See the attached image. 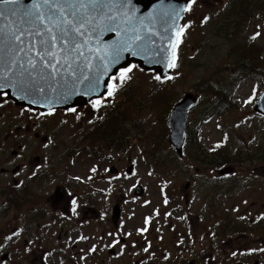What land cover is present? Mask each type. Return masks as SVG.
Returning <instances> with one entry per match:
<instances>
[{"label": "rangeland", "instance_id": "rangeland-1", "mask_svg": "<svg viewBox=\"0 0 264 264\" xmlns=\"http://www.w3.org/2000/svg\"><path fill=\"white\" fill-rule=\"evenodd\" d=\"M234 13L238 23L229 26L226 21ZM205 17L209 19L202 23ZM182 25L189 27L184 29L186 35L175 49L179 67L170 80H156L158 74L137 66L132 79L123 83L115 96L103 98V107L94 108L91 101L66 114V118H61L62 111H58L60 117L50 120L47 128L52 133L58 128L64 140L60 154L52 156L56 161L52 168L51 194L62 179L66 186L73 185L74 190L82 188L88 195L94 194L100 209H110V215L112 208L119 205L123 223L133 222L135 226L144 220L155 221L150 213L156 217L161 214L154 211L160 200L154 196H158L160 185H164L167 197L174 202L172 213L183 212L177 203L188 180L194 182L188 193L199 197L194 208L200 211L202 222L208 220L204 212L207 205L202 204L204 195L199 194L202 190L215 195L225 186L223 197L240 204L242 211L248 204L254 205L253 211L262 210L264 119L256 115L254 106L264 90V76L256 78L248 74L241 81L239 77L232 78L236 87L234 91L227 87L228 93L223 91V83L234 74L238 59L248 58L254 67L264 70V0H197L192 11H186ZM124 76V72L119 74L112 82L113 87ZM232 91L236 100L232 110L226 113L214 110L202 117L214 93L225 98ZM187 94L198 97V103L189 113L185 153L178 157L169 142V117ZM88 119H93V124H88ZM80 120L84 122L83 128L92 131L91 146L84 145L78 153H73L70 147L75 143L79 130L76 122ZM128 138L130 141H126ZM259 157L263 159L257 163ZM131 164L133 175L127 176ZM227 165L238 167L237 175L232 179L218 178L215 171ZM249 165L260 172H253ZM112 166L119 169V174L110 173ZM58 173L61 175L56 176ZM247 175L253 176L249 187L243 182ZM43 192L47 194L45 189ZM244 199L248 200L247 205L242 204ZM221 207L224 220L229 223L236 216L233 205L225 202ZM3 238L0 235V242ZM23 239L20 236L18 252L22 256L18 259L20 264H27L29 249ZM65 249L69 251L68 246Z\"/></svg>", "mask_w": 264, "mask_h": 264}, {"label": "flooded vegetation", "instance_id": "flooded-vegetation-1", "mask_svg": "<svg viewBox=\"0 0 264 264\" xmlns=\"http://www.w3.org/2000/svg\"><path fill=\"white\" fill-rule=\"evenodd\" d=\"M58 111H62L61 118L72 113L53 110L45 116L41 113L47 112L17 106L0 95V235L4 236L0 264H20V236L29 249L27 264H264V206L253 211L254 205L244 199L242 204L248 205L243 212L240 204L223 197L225 186L215 195L199 192L204 195L202 204L207 205L208 220L202 222L200 211L194 208L199 197L188 193L192 180L180 193L181 213H172L174 202L160 185L154 211L161 214L150 213L156 220L137 226L121 219L115 224L110 209H100L98 197L82 188L74 190L62 179L51 194L56 161L52 156L60 154L64 140L58 128L52 133L47 125L60 117ZM82 123L76 122L79 130L70 147L73 153L91 146L92 131ZM87 123L93 124V119ZM237 169H229V179L237 175ZM252 171L260 172L255 167ZM252 180L247 175L243 182L249 187ZM225 202L233 205L236 214L229 223L221 207Z\"/></svg>", "mask_w": 264, "mask_h": 264}, {"label": "water", "instance_id": "water-1", "mask_svg": "<svg viewBox=\"0 0 264 264\" xmlns=\"http://www.w3.org/2000/svg\"><path fill=\"white\" fill-rule=\"evenodd\" d=\"M32 0H24L26 5H30ZM189 0H131V3L121 4L117 8L111 6V11L106 13H94L95 19L91 24H85V29L88 31L83 37L78 39L81 42V48L73 52L68 49L65 52H60L61 47H67L60 44L55 49L58 57H65L71 68L67 64L64 67L57 65L59 74L56 76V84L53 80H39L41 86L45 87L48 99L42 97L28 95L25 97L24 93L17 88L9 87L0 90V94L7 93L8 98L13 100L18 106L29 107L35 110L50 111V110H70L77 107H85L92 100L100 99L109 91L108 85L113 76H116L121 69H126L133 63L138 64L140 68L145 71H155L159 73L162 78L167 77L171 70L166 61L171 59L170 52L173 50L177 42L178 33L181 30L182 20L185 15V8ZM11 7V6H8ZM3 6H0V10ZM40 11H44V6H41ZM124 12V13H123ZM65 16L68 19L72 17L66 12ZM109 16L114 19H109ZM22 13L16 16L11 13H6L5 17L0 18V25L5 26V31L16 29L25 30L30 26L26 19L21 21ZM44 25L53 27V25L46 19ZM42 25L41 27H43ZM133 27L138 29L134 32ZM92 28H96V32H92ZM85 29H81L84 31ZM57 29L53 27V32L57 33ZM140 35L144 39L137 41L132 39L133 36ZM47 36V34H46ZM25 51L18 53L20 58L32 56L35 57V52L29 48V41L35 39L37 47L40 37L24 36ZM125 46L131 47L132 51H122L116 55L119 48ZM11 47V41L3 36H0V48L3 49L0 55L4 59H10L11 55L8 49ZM83 55H80V52ZM98 55L105 57L104 61L97 59ZM90 65L91 68H85V65ZM107 71H104V69ZM83 69V72H81ZM75 70L77 77L82 74H87L89 79L93 82L91 86L88 81L72 86V77L65 82L62 77L66 72ZM46 69H41L42 74H46ZM99 77L101 83L95 84L96 78ZM52 84L56 91H49L48 85ZM95 88V91L92 89ZM65 97H67L65 99ZM37 100V103H32V100ZM196 97L187 94L186 97L180 101L172 110L169 117V126L171 133L169 135V142L175 147L179 154H182L183 144L186 136V120L188 111L195 105ZM255 111L264 115V93L262 94ZM112 173H118L115 167L111 168ZM224 171L223 173H225ZM132 173V166L127 170V174ZM120 206L116 205L113 210V216L116 222L120 219Z\"/></svg>", "mask_w": 264, "mask_h": 264}, {"label": "snow or ice", "instance_id": "snow-or-ice-1", "mask_svg": "<svg viewBox=\"0 0 264 264\" xmlns=\"http://www.w3.org/2000/svg\"><path fill=\"white\" fill-rule=\"evenodd\" d=\"M128 3H131V0H32L30 5H26L24 0H0V6H3V9L0 10V18L5 17L6 13H11L13 16L22 13L21 21L23 22V20L26 19L30 26L25 30L18 28L15 31H5V26L0 25V36L11 41V47L8 49V52L15 53V55H11L10 59L7 60L4 59V56L0 55V90L13 87L24 93L25 97L34 95L47 100L48 96L46 95L45 87L40 85L39 80L56 81V76L59 74L57 65L61 68L64 67L65 64H67L68 68L72 67L65 57H58L55 49L62 43L67 47H61L60 52H65L68 49H71L73 52L77 51L81 48V42L78 38L83 37L88 31L85 29V24L92 23L93 19H95L94 13H106L111 11V6H119ZM196 3L197 0H189V4L186 6L185 10L192 11V6ZM41 6H44V11H40ZM66 12L72 19H68L67 16H65ZM46 19L58 30L57 33L53 32V27L44 25ZM109 19H114V17L109 16ZM208 19L209 17H205L202 23L206 22ZM42 25L44 26L41 27ZM187 27H189V25H185L177 34L181 37L179 43H182V38L186 35L184 29ZM81 29L85 30L81 31ZM132 30L138 32V29L135 27H133ZM92 32H96V28H92ZM26 35L40 37L38 41L39 47H37V41H35V39L29 41V48L31 51L35 52V57H38L39 61L32 56H26V58L23 59L19 57L18 53L25 51V41L23 37ZM132 39L140 41L144 39V37L136 35L133 36ZM179 43L175 46L176 48L179 47ZM2 51L3 49L0 48V52ZM122 51L131 52L132 49L128 46L119 48L116 51V55L118 56ZM79 54L83 55V52L81 51ZM174 57L170 65L173 69L179 67L178 55L174 53ZM97 59L99 61H104L105 57L103 55H98ZM84 67L91 68V66L87 64ZM136 67V65H132L124 69L123 72L125 76L120 84L115 87L108 85L109 91L106 95L108 97L115 96L123 83L132 79V73ZM41 69H46V74H42ZM104 71H107V69L105 68ZM81 72H83V69H81ZM69 77L73 78L71 81L73 87L84 81L89 82L86 87L91 86L93 83L87 74H82L77 77L75 70L66 72L62 79L67 82ZM155 79L160 80L161 77L157 75ZM169 79H171V77H169ZM59 83L60 81H56V84ZM100 83V78L97 77L95 84L99 85ZM48 90L56 91V88L52 84H49ZM92 90L95 91V88ZM3 95L6 97L7 93L5 92ZM66 98L67 97H65V99ZM31 102L37 103L38 101L34 99ZM103 105V98L93 101L94 108L97 106L103 107ZM52 111L53 110L47 113H41V115H50ZM70 111L75 112L76 109H70ZM77 118H79V116H77ZM94 170L95 169H93V171ZM73 203L75 204V201H73ZM73 211L75 212V208ZM146 230L145 228L141 231ZM92 250L95 251V249ZM145 251H147V249H145Z\"/></svg>", "mask_w": 264, "mask_h": 264}, {"label": "trees", "instance_id": "trees-1", "mask_svg": "<svg viewBox=\"0 0 264 264\" xmlns=\"http://www.w3.org/2000/svg\"><path fill=\"white\" fill-rule=\"evenodd\" d=\"M226 23H228L229 26L234 23H238L235 13L232 14L228 18ZM233 69L235 71L234 74H231L229 77L225 78L226 80L223 83V91L227 93L228 91L225 90L227 87L233 88V91H234V88L236 87L235 85L236 81L233 80L232 78L239 77V81H241L243 77H245L248 74H252L253 77H256V78L260 76H264V70H260L258 67H254L253 64L251 63V60H249L248 58L238 59ZM233 91L231 92V94L229 95L227 94L225 98H220L218 93H214L213 98L210 101L209 105L206 106V108L203 110L202 117L206 118L208 115H210L211 111H214V110L223 111V113H226L232 110L234 108L233 102L236 104V100L232 97ZM125 139L126 138L124 137V140ZM129 139L130 138H128L126 141H130ZM256 150H259V149H256ZM262 159H263L262 157H259L256 160L257 163H259V161H261Z\"/></svg>", "mask_w": 264, "mask_h": 264}, {"label": "bare ground", "instance_id": "bare-ground-1", "mask_svg": "<svg viewBox=\"0 0 264 264\" xmlns=\"http://www.w3.org/2000/svg\"><path fill=\"white\" fill-rule=\"evenodd\" d=\"M112 7L117 8V6H112ZM123 13H124V12H123ZM176 45H177V44L174 45L173 50L170 52V54H171L172 56H173V54L175 53V49H176L175 46H176ZM172 62H173V60H171V59H169V60L166 61L167 65H168V67L170 68L171 71L174 70L173 68L170 67V65H171ZM164 79H167V77H165ZM165 81H166V80H165ZM184 153H185V152L182 151V154H183V155H184ZM182 154H179V155H182ZM179 155H178V157H179Z\"/></svg>", "mask_w": 264, "mask_h": 264}]
</instances>
